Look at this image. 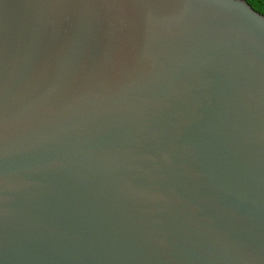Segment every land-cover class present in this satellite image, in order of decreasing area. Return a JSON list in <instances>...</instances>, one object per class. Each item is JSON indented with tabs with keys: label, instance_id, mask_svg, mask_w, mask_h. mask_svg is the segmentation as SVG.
Listing matches in <instances>:
<instances>
[{
	"label": "water",
	"instance_id": "water-1",
	"mask_svg": "<svg viewBox=\"0 0 264 264\" xmlns=\"http://www.w3.org/2000/svg\"><path fill=\"white\" fill-rule=\"evenodd\" d=\"M0 264H264V15L0 0Z\"/></svg>",
	"mask_w": 264,
	"mask_h": 264
},
{
	"label": "trees",
	"instance_id": "trees-1",
	"mask_svg": "<svg viewBox=\"0 0 264 264\" xmlns=\"http://www.w3.org/2000/svg\"><path fill=\"white\" fill-rule=\"evenodd\" d=\"M253 9L264 15V0H246Z\"/></svg>",
	"mask_w": 264,
	"mask_h": 264
}]
</instances>
